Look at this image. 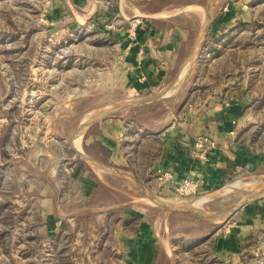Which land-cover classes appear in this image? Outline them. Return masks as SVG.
<instances>
[{"label": "rangeland", "instance_id": "rangeland-1", "mask_svg": "<svg viewBox=\"0 0 264 264\" xmlns=\"http://www.w3.org/2000/svg\"><path fill=\"white\" fill-rule=\"evenodd\" d=\"M197 1L202 2L201 13L205 14L206 0ZM240 2L243 13L236 24L223 27L220 40L214 42V65L199 61L196 70L200 69V74L197 72L194 80L200 92L205 83L216 90L225 83L240 91V97L243 94L251 104L253 121L245 133L252 132L256 148L262 150L264 0ZM113 6L109 0H0V264L69 263L66 257L52 254L51 240L42 239L34 207L42 194L38 189L42 175L48 176L58 167L68 168L75 160L89 166L74 151L73 142L79 136L75 134L82 124L112 105L149 96L148 91L127 93L125 78L120 79L125 66L119 41L130 23L109 13ZM196 28H200L197 22ZM185 69L175 85L158 88L150 95L173 93ZM212 70L214 77L208 74ZM227 72L234 76L233 84L225 76ZM184 87L174 93L172 102L133 107L111 117H126L128 123L137 117L142 124L154 125L170 107L184 109ZM102 121L90 126L81 141L85 153L91 150L99 160L108 151L95 140L89 146L83 141L100 132ZM242 132L240 138L244 137ZM263 181L264 164L254 163L209 190L179 195L174 189V194L160 197L175 204L225 211ZM123 183L129 185L122 187L124 193L137 196L155 215L169 218L174 264H264V231L254 232L233 258L218 256L215 248L212 250L216 238L235 228L249 215L250 207L258 210L264 196L245 203L228 218L212 222L190 213H163L129 179L124 178ZM207 228L211 232L201 234ZM200 237L203 241L188 249L187 241ZM67 242L60 241L61 249Z\"/></svg>", "mask_w": 264, "mask_h": 264}, {"label": "crops", "instance_id": "crops-1", "mask_svg": "<svg viewBox=\"0 0 264 264\" xmlns=\"http://www.w3.org/2000/svg\"><path fill=\"white\" fill-rule=\"evenodd\" d=\"M109 1L114 3L109 13L119 14L130 23L126 36L119 41L121 63L125 66L120 79L125 78V91L131 94L148 91L150 95L158 88L175 85L202 28V2ZM240 4V0L213 1L200 59L196 60L191 79L183 90L186 98L183 112L170 107L152 127L140 123L137 117L129 123L126 117L104 119L100 132L92 138L89 134L83 141L89 146L95 140L108 151L101 161L132 171L149 191L159 196L174 194L177 181L183 178L196 181L198 191H206L243 168L264 164V149L256 148L252 132L245 133L253 121L251 104L243 94L240 97V91L226 87L225 83L219 84L217 90L205 83L200 92L194 80L197 72L200 74V69L196 70L200 62L214 65V44L220 40L223 27L229 29L236 24L243 13L244 5ZM224 5L226 8L222 10ZM196 22L200 25L198 29ZM208 74L214 77L213 70ZM225 76L233 84L231 72ZM170 100L173 99L166 102ZM152 104L159 106V102L141 106ZM204 134L214 140L216 147L201 159L193 143ZM87 151L96 157L91 150ZM102 172L75 160L68 168L58 167L48 176L42 175L43 182L38 188L42 194L34 207L42 239L52 241V254L66 257L68 264H174L169 218L155 215L137 196L124 193L122 187H129L123 183L126 177ZM258 204V210L250 207L249 215L235 228L216 238L212 250L215 248L218 256L233 258L254 232L264 231V199ZM210 230L207 228L201 234ZM203 239L188 240V249ZM61 240L68 241L62 249Z\"/></svg>", "mask_w": 264, "mask_h": 264}, {"label": "water", "instance_id": "water-1", "mask_svg": "<svg viewBox=\"0 0 264 264\" xmlns=\"http://www.w3.org/2000/svg\"><path fill=\"white\" fill-rule=\"evenodd\" d=\"M211 12H212V0H206L204 21L197 43L192 52V56L190 57L186 65V69L184 71L182 81L179 83L177 87L174 88V92L171 94H168L167 92H163V93L144 96L141 98H136L119 104H115L103 110L101 113L91 117L90 119L85 121L84 124H82V126L79 128L77 132V134H79V141L77 147L74 148V151L76 155L79 156L90 167L98 168L100 170L128 178L144 194L146 200L151 202L154 206L158 207L161 212L190 213L197 216H201L203 218L209 219L210 221L214 222L217 220H223L228 218L232 213L237 211L245 203H248L261 196H264V181L258 183V186L251 189L249 193L243 196L233 207L225 211H214L202 207L179 205V204H174L170 200L162 198L159 195L149 191L148 188L136 178V176L132 173V171L122 167L110 165L108 163H105L99 159H96L86 154L81 145V141L86 131L89 129L90 126H92L96 122L114 116L117 113L131 109L133 107L147 105L151 103L163 102L165 100L170 99L174 95V93L180 91L184 87V85L186 84L187 80L189 79L192 73L193 67L196 63V60L199 56L202 45L204 43L206 32L211 21Z\"/></svg>", "mask_w": 264, "mask_h": 264}, {"label": "built area", "instance_id": "built-area-1", "mask_svg": "<svg viewBox=\"0 0 264 264\" xmlns=\"http://www.w3.org/2000/svg\"><path fill=\"white\" fill-rule=\"evenodd\" d=\"M215 147L216 143L214 142V140L206 134L198 136L193 143V148L194 150H196L198 157L201 159H205L206 155L210 153V151H212ZM166 175L167 174H165V176ZM197 189V182L189 178L180 179L179 181H177L175 187V190L179 195H186L191 192L197 191Z\"/></svg>", "mask_w": 264, "mask_h": 264}, {"label": "bare ground", "instance_id": "bare-ground-1", "mask_svg": "<svg viewBox=\"0 0 264 264\" xmlns=\"http://www.w3.org/2000/svg\"><path fill=\"white\" fill-rule=\"evenodd\" d=\"M182 78H183V77H182ZM76 135H79V134H75V136H76ZM78 139H79V136H78L75 140H74V137H73V140H74L73 144L75 145L74 147H76V143L79 141ZM77 144H78V143H77ZM173 202H174V200H173ZM173 202H172V203H173ZM182 202H183V201H181V203H182ZM185 202H187V201H184V203H185ZM174 204H175V203H174ZM193 204H194V205H195V204L198 205L199 203H198V202H194ZM179 205H180V204H179ZM188 205H189V204H188ZM188 205H186V206H188Z\"/></svg>", "mask_w": 264, "mask_h": 264}]
</instances>
